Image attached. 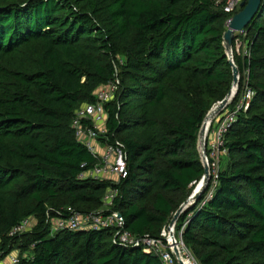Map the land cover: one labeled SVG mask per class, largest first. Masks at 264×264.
<instances>
[{
  "label": "trees",
  "instance_id": "trees-1",
  "mask_svg": "<svg viewBox=\"0 0 264 264\" xmlns=\"http://www.w3.org/2000/svg\"><path fill=\"white\" fill-rule=\"evenodd\" d=\"M224 2L0 0V255L24 237L16 264H163L113 242L109 229L51 235L47 205L51 215L102 206L109 183L77 177L94 158L70 124L117 77L107 127L128 171L111 209L132 233L160 232L178 206L172 195L188 194L203 174L198 132L232 85ZM242 33L233 61L244 83L227 106L244 85L253 95L224 135L216 180L175 223L198 264H264V0ZM30 215L32 231L7 235Z\"/></svg>",
  "mask_w": 264,
  "mask_h": 264
},
{
  "label": "built area",
  "instance_id": "built-area-1",
  "mask_svg": "<svg viewBox=\"0 0 264 264\" xmlns=\"http://www.w3.org/2000/svg\"><path fill=\"white\" fill-rule=\"evenodd\" d=\"M241 1L225 0L223 10L230 14L239 9ZM119 88L120 80L117 77L106 84L99 85L92 93V101L85 102L74 110L70 124L75 139L84 145L94 158V163L79 172L77 177L109 183L102 197V206L100 209L88 212H81L67 207V213L64 215L58 213L51 215L50 209H48L46 222L49 233L52 235L60 230L109 229L112 232L113 242L125 246L139 247L145 253L158 256L163 264H179L175 257L174 248L176 247L179 250L182 257L185 247L180 232L175 230V224L167 229L162 228L156 235L135 234L124 227L122 215L117 210L111 209L113 200L118 193L114 185L120 179L126 177L128 171L123 143L107 127V105L114 99ZM251 95L252 92L249 89L243 93L232 107H226L220 117H217L214 131L206 134L205 153L200 154L199 158L201 164H207L210 168L212 183L217 178L220 155L226 154L224 135L236 120L240 111L246 110ZM214 132L216 135H214ZM213 136H215L214 142L208 144V139ZM208 195H210V191ZM37 221L35 216H27L13 226L7 235L15 237L21 233H28L32 231ZM10 247L6 253L0 255V264H16L19 262L20 253L16 247ZM186 260L189 264L196 263L191 258Z\"/></svg>",
  "mask_w": 264,
  "mask_h": 264
},
{
  "label": "water",
  "instance_id": "water-1",
  "mask_svg": "<svg viewBox=\"0 0 264 264\" xmlns=\"http://www.w3.org/2000/svg\"><path fill=\"white\" fill-rule=\"evenodd\" d=\"M262 0H245L241 3L240 6H242V9L238 12H236L232 19L228 22V28L223 33V40H224V49H225V55L227 57V61L232 67V75H233V81H232V87L227 92V94L218 102H216L210 110L205 115L203 122L201 124V127L199 129L198 138H202V143L198 139L197 146H198V153L199 157L200 154L205 153V146H206V132L209 128L210 122L212 121H206L207 116L212 111L215 113V115L212 117V119L219 114L231 101L232 97L234 96L236 92L235 85L237 84V80L239 78V72L237 69V66L235 65L233 61V39L235 36V32H240L243 30V28L252 20L254 15L257 13ZM203 167V174L199 181L197 182V185L194 187L193 191L190 193V195L186 198L185 201L179 206V208L176 210V212L173 214L172 218L169 221V227H171L177 220L179 214L184 211L187 207L192 205L200 196L203 189L206 188L208 184V180L210 179V171L207 164H202ZM205 183V186L203 189L202 186ZM175 256L178 260L179 264H183L181 254L179 253V250L175 247L174 248Z\"/></svg>",
  "mask_w": 264,
  "mask_h": 264
},
{
  "label": "rangeland",
  "instance_id": "rangeland-1",
  "mask_svg": "<svg viewBox=\"0 0 264 264\" xmlns=\"http://www.w3.org/2000/svg\"><path fill=\"white\" fill-rule=\"evenodd\" d=\"M243 1H245V0H242L241 1V3L243 2ZM241 3H240V5H241ZM242 9V6H240L239 7V9L238 10H236V11H234V12H232V13H230L229 14V16H227L225 19H224V24H223V28H224V32L227 30V28H228V22L232 19V17H233V15L236 13V12H238V11H240ZM232 14V15H231ZM231 15V16H230ZM223 32V33H224ZM235 34H238L237 35V37L235 38V41H234V48L236 49V52H238V51H240L241 50V46H242V40H243V37H244V33H242V31H240V32H235ZM243 82V80H242V77H240V75H239V78H238V80H237V84L235 85V87L234 88H236V91L238 90V88L240 87V84ZM244 83V82H243ZM231 87H232V85H231ZM231 87H230V89H231ZM244 88H245V91H247V90H249V88L247 87V86H245L244 85ZM229 89V90H230ZM244 91V92H245ZM251 92H252V95H253V91L252 90H250ZM236 93V92H235ZM252 95H251V97H252ZM251 99V98H250ZM228 107V106H227ZM224 109H226V108H224ZM223 109V110H224ZM222 110V111H223ZM221 111V112H222ZM221 114V113H220ZM220 114H218V116H216V117H220ZM211 121V120H210ZM199 133V132H198ZM214 135H216V133L214 132ZM198 137H197V142H198ZM200 140V142L202 143V138H200L199 139ZM214 140H215V136H213V137H211V138H209L208 139V144H211V143H213L214 142ZM197 151H198V146H197ZM224 161H225V155L224 154H221L220 155V167L224 164ZM209 168V167H208ZM210 169V168H209ZM211 171V170H210ZM211 173V172H210ZM199 181V180H198ZM197 181V182H198ZM210 181V179L208 180V182ZM197 182L193 185V187H192V189H191V191L187 194V193H177L176 194V196L175 195H172V196H174V197H176V203L178 204V206H177V208L176 209H174V211L172 212V214H171V216L169 217V219H168V222L166 223V224H164V226L162 227L163 229H167V228H169V221H170V219L172 218V216H173V214L176 212V210L179 208V206L183 203V201H185L186 200V198L190 195V193L193 191V189H194V187L197 185ZM204 191V189L202 190V192ZM201 192V193H202ZM180 198V199H179ZM182 198H183V200H182ZM196 202V201H195ZM52 206H54L53 204H48L47 205V208L48 209H50V210H52ZM181 214V213H180ZM179 214V215H180ZM176 223V222H175ZM174 223V224H175ZM24 233H21V234H19L18 236H16V237H19V236H22ZM22 242H24V237H22V238H19V239H17L16 240V242H15V245H17V244H19V243H22ZM15 245H14V243H13V246L15 247ZM16 249L18 250V252H19V247H17L16 246ZM182 255H183V257H185L186 259L187 258H191L192 260H194L196 263L195 264H198L197 263V261H196V259L191 255V253L185 248V251L182 253ZM176 257V256H175ZM249 261H252V260H249ZM248 261V262H249ZM261 261H258V263H260ZM255 264H257L256 262H255Z\"/></svg>",
  "mask_w": 264,
  "mask_h": 264
},
{
  "label": "bare ground",
  "instance_id": "bare-ground-1",
  "mask_svg": "<svg viewBox=\"0 0 264 264\" xmlns=\"http://www.w3.org/2000/svg\"><path fill=\"white\" fill-rule=\"evenodd\" d=\"M214 115H215V113L211 111V112L209 113V115L207 116L206 121L209 122L210 120H212V117H213ZM207 132H208V130H207ZM207 132H206V134H207ZM204 186H205V183L203 184V186H202L201 189H203ZM182 257H183V255H182ZM182 260H183V264H189L188 261L185 259V257H183Z\"/></svg>",
  "mask_w": 264,
  "mask_h": 264
}]
</instances>
